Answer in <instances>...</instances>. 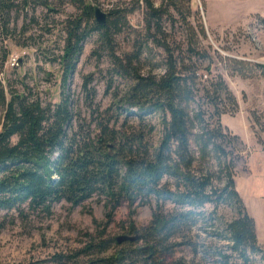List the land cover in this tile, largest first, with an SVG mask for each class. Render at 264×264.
Returning a JSON list of instances; mask_svg holds the SVG:
<instances>
[{"label":"trees","instance_id":"obj_1","mask_svg":"<svg viewBox=\"0 0 264 264\" xmlns=\"http://www.w3.org/2000/svg\"><path fill=\"white\" fill-rule=\"evenodd\" d=\"M164 1L154 6L142 0L143 26L133 29L126 16L139 7L138 0L130 7L114 4L105 12L103 25L94 21L90 0H0V61L7 53L2 40L14 33L18 19L23 33L31 25L38 26L41 17L53 21L60 13L62 18L55 23L60 32L58 52L45 60L58 64L62 86L82 43L95 36L91 54L107 57L109 77L130 81L120 102L126 108L135 107L140 119L145 114L159 116L160 136L151 147L141 130L124 132L115 126L118 115H105L107 109L98 111L96 104L92 108L89 75L81 82L90 108L88 121L73 111L66 94L61 93L57 102L42 101L23 87L9 90L5 98L0 88V210L47 215L59 200L73 207L95 196L103 201L102 225L106 227L122 203L130 217L133 207L154 200L150 218L138 228L135 241L117 244L114 238L103 237L101 229L73 253L51 255L55 264H75L79 256L103 253L111 246L115 247L112 252L83 264H187L184 257L175 256L181 246L188 247L192 256L201 248L196 264H251L257 255L264 260L254 220L234 185L241 140L219 121L220 114L235 109L236 100L220 73L198 72L197 62L206 54L194 31L185 44L172 41L171 46L163 39L160 22L168 8L181 13L180 0ZM67 7L72 11H65ZM51 27L43 30L51 33ZM124 30L134 35L132 49L117 55L114 38ZM197 33L203 35L200 24ZM150 45L162 51L154 63L148 57ZM219 60L229 73L246 74L249 63L228 56ZM141 63L148 66L144 72ZM210 66H205L207 72ZM254 66L264 72V64ZM223 100L227 107L218 105ZM166 202L171 204L169 209L164 207ZM219 206L228 207L231 217H215ZM195 226L211 228L214 244L204 246L192 232ZM128 229H135L130 221Z\"/></svg>","mask_w":264,"mask_h":264},{"label":"rangeland","instance_id":"obj_2","mask_svg":"<svg viewBox=\"0 0 264 264\" xmlns=\"http://www.w3.org/2000/svg\"><path fill=\"white\" fill-rule=\"evenodd\" d=\"M90 1L104 12L114 4L125 7L133 5V0ZM150 1L154 6L160 1L165 3L164 0ZM180 1V14L169 7L168 14L165 13L162 17L160 22L162 37L171 46L172 41H184L185 44L186 40L193 39L194 31L199 47L206 54L204 59L197 62L198 72L207 76L220 73L236 100L235 109L220 114L219 121L241 140L238 146L241 158L233 171L234 185L246 211L254 220L261 243L259 246L264 252V72L254 66L264 64V0H190L187 4L183 0ZM137 3L139 7L126 16L127 24L133 29L143 26V2L138 0ZM65 11H72V8L67 7ZM61 18L60 13L54 16V22L49 17L44 19L41 17L38 26L31 25L23 33L19 32L20 19L16 21L15 31L9 35L5 44L7 51L12 52L17 58L13 68H7L5 71V98H8L9 90L21 91L23 87L30 88L33 95L42 101L57 102L63 93L68 96L73 111L88 121L90 108L81 90V82L84 75H89L88 87H92L94 91L92 108L96 104L98 111L107 109L105 115H118L116 127L120 125L124 132L139 129L147 143L151 147L156 146L160 136L158 114H145L143 119H140L135 107H127L129 110L125 111L127 108L120 99L129 87L130 81L115 75L109 77L107 69L110 68V64L107 57L102 54L100 56L91 54L95 47V36L87 38L82 43L80 53L74 61L73 71L62 86L58 64L45 60L46 57H52L58 52L56 47L60 44V32L57 30L59 24L55 23ZM198 24L203 35L197 33ZM44 26H53L51 33H46L43 30ZM133 36L125 30L117 34L113 45L115 54L122 55L131 51ZM21 42L26 45L17 44ZM148 51V57L153 58L150 61L152 63L158 60L162 53L160 48L153 45H150ZM217 55L249 63L244 68L246 74L229 73ZM208 63L211 65L209 72L205 69ZM143 65H140V71L144 72L148 66ZM158 69L154 68V71ZM220 104L227 107L225 100L218 105ZM1 114L2 106L0 125ZM94 115L92 117H96ZM149 127H152L150 131L147 130ZM15 139V136H12L10 141L14 142ZM153 206L154 200H150L146 204L133 207V214L128 217L129 210L126 204L122 203L114 210L112 221L106 227L102 225L105 213L103 201L95 196L73 207L68 202L59 200L52 205L51 212L47 215L28 210H24L20 215L13 210H0V264L17 262L55 264L50 261L51 255L73 253L86 243L89 235L96 236L100 234L101 229L103 237L132 235L147 223ZM164 207L169 209L171 204L166 202ZM208 208L210 207L207 206L206 209ZM231 215V210L226 206H219L215 212V217L219 219H228ZM129 221L134 230L128 229ZM206 229L195 226L192 232L199 235L204 246L213 245L215 240L209 234L212 229ZM114 248L111 246L103 253L79 256L75 264H83L87 259L104 256ZM197 249V255L192 256L188 247L181 246L175 251V256L184 257L188 261L187 264H196L202 251L200 247ZM200 263L203 264L202 261ZM67 264L73 263L70 261ZM251 264H264V260L257 255Z\"/></svg>","mask_w":264,"mask_h":264},{"label":"water","instance_id":"obj_3","mask_svg":"<svg viewBox=\"0 0 264 264\" xmlns=\"http://www.w3.org/2000/svg\"><path fill=\"white\" fill-rule=\"evenodd\" d=\"M93 11V18L94 21L98 24V25H103L105 23V12L102 11L98 6L94 5L92 8ZM138 234L136 232H133L132 235H128V234H120L114 237V241L117 244H120L122 242H133L137 239Z\"/></svg>","mask_w":264,"mask_h":264},{"label":"built area","instance_id":"obj_4","mask_svg":"<svg viewBox=\"0 0 264 264\" xmlns=\"http://www.w3.org/2000/svg\"><path fill=\"white\" fill-rule=\"evenodd\" d=\"M6 39L7 38H4L2 40L3 47L6 44ZM5 48H6V46H5ZM16 60H17V58L15 57V55L12 52L7 51L4 59L0 61V88L4 91L5 94H6L5 71L7 68L12 69L13 66L16 64Z\"/></svg>","mask_w":264,"mask_h":264},{"label":"crops","instance_id":"obj_5","mask_svg":"<svg viewBox=\"0 0 264 264\" xmlns=\"http://www.w3.org/2000/svg\"><path fill=\"white\" fill-rule=\"evenodd\" d=\"M255 234H256L257 243H258V245H260L261 243H259L258 231H257V227L256 226H255Z\"/></svg>","mask_w":264,"mask_h":264}]
</instances>
